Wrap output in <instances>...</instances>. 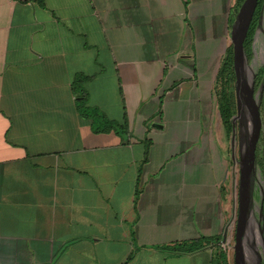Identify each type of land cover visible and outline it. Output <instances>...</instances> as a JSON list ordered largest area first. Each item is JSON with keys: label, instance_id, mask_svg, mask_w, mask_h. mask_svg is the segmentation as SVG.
<instances>
[{"label": "crops", "instance_id": "1", "mask_svg": "<svg viewBox=\"0 0 264 264\" xmlns=\"http://www.w3.org/2000/svg\"><path fill=\"white\" fill-rule=\"evenodd\" d=\"M236 5L0 0V264H217L213 244L170 249L230 229L216 79ZM77 75L128 133L94 131Z\"/></svg>", "mask_w": 264, "mask_h": 264}, {"label": "water", "instance_id": "2", "mask_svg": "<svg viewBox=\"0 0 264 264\" xmlns=\"http://www.w3.org/2000/svg\"><path fill=\"white\" fill-rule=\"evenodd\" d=\"M258 2L259 0L243 1L231 32L236 94V114L232 118V133L233 143H235L238 135L240 148V154L237 159L240 169L239 205L235 245L233 247L235 251V264H253L256 259L262 261V252L260 253L259 250H263L264 256V229L262 227L264 182L262 186L259 185L258 176L260 170L257 163V149L262 137L263 127L260 98L263 95L264 84L261 87L259 99H256L254 80H251V82L248 80V72L252 69L245 53V42L258 8ZM261 23L259 20L258 30ZM252 78H254V73ZM236 124H239L238 134ZM257 190H259L261 196L259 212L256 211L258 202L256 199ZM256 217L258 219L257 225L259 229L257 230L259 231V239L257 237L256 239L259 240L261 245L258 249L254 242L250 243V249L253 253V257H250L246 245L248 241L250 242V226L252 222H255Z\"/></svg>", "mask_w": 264, "mask_h": 264}, {"label": "trees", "instance_id": "3", "mask_svg": "<svg viewBox=\"0 0 264 264\" xmlns=\"http://www.w3.org/2000/svg\"><path fill=\"white\" fill-rule=\"evenodd\" d=\"M244 0H237L236 10L231 18V23L233 24L236 18V14L243 3ZM264 11V0H259L258 8L255 13L254 20L252 22L251 28L249 30L248 38L245 42V53L249 61L254 58L255 49L253 47L254 37L260 20V14ZM89 78L83 75H77L72 84L73 93L77 97V109L80 115L85 119H90L94 125V131L96 133H110L114 132L117 135H123L129 132V127L127 122L120 124L116 121L109 120L104 115H102L97 108L89 106L88 103V92L84 87L85 82ZM264 84V65L258 67V73L256 78V88L261 89ZM216 88L218 89V99H219V112L223 123V126L230 136L233 131L232 118L236 114V94H235V75L233 69V48L230 47L227 54L224 57L221 68L218 72L216 79ZM257 163L258 167L264 181V159L259 156V151L257 150ZM263 221L262 227L264 229V201H263ZM222 237L201 239L198 241H192L191 243H184L176 247L171 248L175 253H192L201 249H204L207 245L217 246L219 253L216 254L217 264H229L226 252L223 251L221 247Z\"/></svg>", "mask_w": 264, "mask_h": 264}, {"label": "rangeland", "instance_id": "4", "mask_svg": "<svg viewBox=\"0 0 264 264\" xmlns=\"http://www.w3.org/2000/svg\"><path fill=\"white\" fill-rule=\"evenodd\" d=\"M264 40V35H261V32L258 33V29L256 30V34L254 37V43H253V47L255 49V53H254V58L252 61H250V66L251 69L248 72V80L249 79V73L252 71V73H254V78H252V80H254V87H255V97L256 99H259V94H260V90L261 89H257L256 88V78H257V73H258V67L260 65H264V49L262 51H258V47H257V42H261ZM257 41V42H256ZM253 75V74H252ZM251 82V80L249 81ZM261 99V117H262V123H263V127H262V137L260 139V142L258 144V151H259V156L261 159H264V91H263V95ZM236 131L238 133L239 128L238 125H236ZM258 181H259V185H263V179L262 176L259 172V176H258ZM230 187H231V206H232V210H231V224H230V229L228 231V235H227V240H229L230 242V249H228V254H229V263L230 264H235V251H234V245H235V233H236V222H237V214H238V205H239V185H240V169H239V164L236 161V164L233 166L232 168V174L230 176ZM257 195H259V190L256 191V199H257ZM257 208L256 211L259 212V208H260V203L257 202ZM258 219L256 217L255 222L251 223L250 226V232H249V238H250V242L248 241L246 248L248 251V254L250 257H253V253L252 250L250 249V243H253L257 245L258 249L260 248L261 243L259 242V234L257 230L258 229ZM256 235V236H255ZM257 237V239H256ZM255 245V246H256ZM259 252L261 253V250H259Z\"/></svg>", "mask_w": 264, "mask_h": 264}, {"label": "built area", "instance_id": "5", "mask_svg": "<svg viewBox=\"0 0 264 264\" xmlns=\"http://www.w3.org/2000/svg\"><path fill=\"white\" fill-rule=\"evenodd\" d=\"M221 246L225 251H228V249H230L231 246L229 240H227V237L224 239Z\"/></svg>", "mask_w": 264, "mask_h": 264}, {"label": "flooded vegetation", "instance_id": "6", "mask_svg": "<svg viewBox=\"0 0 264 264\" xmlns=\"http://www.w3.org/2000/svg\"><path fill=\"white\" fill-rule=\"evenodd\" d=\"M236 125H238V128H239V124H236ZM235 125V126H236ZM239 132V131H238ZM261 255H262V261H260V259H256V260H254V262H253V264H264V256H263V250H261Z\"/></svg>", "mask_w": 264, "mask_h": 264}, {"label": "bare ground", "instance_id": "7", "mask_svg": "<svg viewBox=\"0 0 264 264\" xmlns=\"http://www.w3.org/2000/svg\"><path fill=\"white\" fill-rule=\"evenodd\" d=\"M249 74H250V75H249V79L252 80V76H253V75H252V74H253L252 71H251ZM250 80H249V81H250Z\"/></svg>", "mask_w": 264, "mask_h": 264}]
</instances>
